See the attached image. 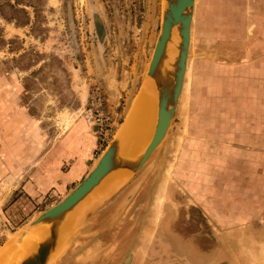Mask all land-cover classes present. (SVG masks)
Returning a JSON list of instances; mask_svg holds the SVG:
<instances>
[{"label": "rangeland", "instance_id": "1", "mask_svg": "<svg viewBox=\"0 0 264 264\" xmlns=\"http://www.w3.org/2000/svg\"><path fill=\"white\" fill-rule=\"evenodd\" d=\"M21 4L0 15V255L75 186L35 202L17 189L74 121L94 130L90 97L111 121L101 149L119 136L146 85L162 12V0H38L35 17ZM22 11L29 23L17 26ZM188 50L165 139L111 183L50 264L89 244L98 264H264V0H195Z\"/></svg>", "mask_w": 264, "mask_h": 264}, {"label": "water", "instance_id": "2", "mask_svg": "<svg viewBox=\"0 0 264 264\" xmlns=\"http://www.w3.org/2000/svg\"><path fill=\"white\" fill-rule=\"evenodd\" d=\"M193 1L162 0L159 31L145 71L146 76L153 79L157 91L156 121L149 143L139 155L123 157L118 151V142L114 134L83 178L58 202L32 216L20 229L19 236H22L26 230H31L37 225L47 224L50 227L45 239L38 242L33 252L21 257L18 264H50L95 208L113 192L86 208L76 222L64 230V233H59L56 226L64 215L79 204L109 173L118 169H127L131 173L140 170L155 148L165 139L176 112L183 84ZM173 28L176 35H173ZM170 49L175 51V55H170ZM138 185L139 183H136L126 193L119 203L120 209L129 202Z\"/></svg>", "mask_w": 264, "mask_h": 264}, {"label": "crops", "instance_id": "3", "mask_svg": "<svg viewBox=\"0 0 264 264\" xmlns=\"http://www.w3.org/2000/svg\"><path fill=\"white\" fill-rule=\"evenodd\" d=\"M107 104L110 109L118 105V103ZM101 147L93 129L81 121H74L55 146L42 156L39 167L29 171L27 176L17 184L19 193L28 201L34 202V199L46 194L64 193L67 188L73 187L83 178L101 154L104 146L102 149ZM89 245L85 246L81 252L67 253L60 258L59 264H98L96 247ZM88 247L89 253L85 255L84 261L77 263V256H82L81 253H85ZM107 248L108 244L105 250Z\"/></svg>", "mask_w": 264, "mask_h": 264}, {"label": "bare ground", "instance_id": "4", "mask_svg": "<svg viewBox=\"0 0 264 264\" xmlns=\"http://www.w3.org/2000/svg\"><path fill=\"white\" fill-rule=\"evenodd\" d=\"M194 3L195 0L193 1V7ZM173 35H176L175 28H173ZM188 52L189 50L187 51L186 61L188 59ZM170 54L171 56L175 55V51H170ZM186 69L187 65L185 67V73ZM184 78L181 92L183 90ZM145 84L146 85H144L143 89L141 90L142 93L140 94V97L134 104L131 105L129 111L127 112L125 121L123 119L124 124L122 125L119 136H116V140L118 142V151L123 157H135L142 153L146 145L149 143L153 134L157 113V91L152 78L146 76ZM69 122L70 121L66 122L65 124H70ZM115 135L117 134L115 133ZM130 174L131 172L127 169H118L106 175L101 180V182L96 187H94L91 192L79 204H77L71 211L64 215L62 220L56 226L59 230V233H64V230L69 228L71 224H73L80 218L81 215L79 216L78 210L81 207L85 206L86 208H88L93 203L99 202V200L105 198V196L107 197L110 194L111 188L113 187L111 183L117 182L116 179H127V176L129 178ZM129 201H131V199ZM81 211L82 209L80 210V213ZM83 211H85V209ZM49 229L50 227L47 224H42L37 225L31 230H28L29 234L27 238L23 241L20 248L17 251L15 250V253H4L0 255V264H18L19 259L21 257L33 252L38 242L45 239L49 232ZM24 235H22V239Z\"/></svg>", "mask_w": 264, "mask_h": 264}, {"label": "built area", "instance_id": "5", "mask_svg": "<svg viewBox=\"0 0 264 264\" xmlns=\"http://www.w3.org/2000/svg\"><path fill=\"white\" fill-rule=\"evenodd\" d=\"M103 100L99 96L90 97L86 103L85 114L88 121L94 126L97 137L103 138L109 131L111 121L103 111Z\"/></svg>", "mask_w": 264, "mask_h": 264}, {"label": "trees", "instance_id": "6", "mask_svg": "<svg viewBox=\"0 0 264 264\" xmlns=\"http://www.w3.org/2000/svg\"><path fill=\"white\" fill-rule=\"evenodd\" d=\"M25 2V5L31 7L33 9V12H34V16L36 17V14H37V10H36V3L38 2V0H28V1H24V0H14L13 4L11 5L7 0L4 1V2H0V15L3 19L7 20V17H5L3 15V6L4 5H7L10 9L14 10V11H21V9H18L17 6L18 5H22L21 3ZM23 12V11H22ZM24 13V21L22 22H17L15 23V25L17 26H25V25H28L29 23V19H28V16L25 15V12ZM16 20V19H14ZM0 42H3L2 39L0 38Z\"/></svg>", "mask_w": 264, "mask_h": 264}]
</instances>
